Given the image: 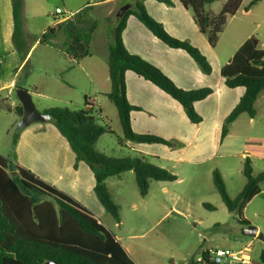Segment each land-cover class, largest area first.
Masks as SVG:
<instances>
[{
  "label": "trees",
  "instance_id": "16d2710c",
  "mask_svg": "<svg viewBox=\"0 0 264 264\" xmlns=\"http://www.w3.org/2000/svg\"><path fill=\"white\" fill-rule=\"evenodd\" d=\"M167 5H173L171 0H157ZM221 0H179L181 5L193 12V19L200 32L206 35L209 44L215 48L230 17L239 12L244 0H226L219 14L214 15L206 7ZM263 0H251L243 11L248 13L253 6ZM24 0H12L15 31L13 41L21 54L22 60L27 53L18 43V37L23 32L21 9ZM123 3L121 6L125 5ZM93 6L89 3L73 16L55 23L40 37V44L61 51L74 62H79L91 55V42L98 23L91 17ZM135 16L158 40L173 49H182L195 61L205 74L212 73V65L208 58L187 40H179L170 35L164 25L149 15L147 8L136 0L132 8L116 21L113 27L109 45L108 73L110 90L108 99L116 106L123 129V138L119 139L122 146L128 142L139 144H163L176 147L177 141L167 140L152 134H139L132 126L131 113L139 110L132 105L127 97L126 74L131 71L163 90L165 94L177 101L183 108L188 120L200 124L203 118L195 110V104L213 94L210 87L196 90H185L177 86L161 69L145 61L141 56L130 53L123 42V33L129 16ZM59 36L64 40L59 43ZM24 66V69L27 66ZM228 88L245 89L238 105L231 110L225 119L221 138L229 134L230 126L241 115L250 118L256 116V102L264 92V45L259 44L255 36L246 40L235 53L233 59L221 69ZM24 89L18 83L13 91ZM87 101V100H86ZM7 102L8 101H3ZM1 105L2 100L0 97ZM0 110H13L20 118L23 108L18 104L13 109L10 106ZM85 108L72 111L68 107H55L44 110L52 118L57 130L67 139L70 147L76 153L75 168L80 161L85 162L95 176L94 192L99 203L113 220L120 224V207L109 190L106 180L120 177L133 171L141 197L145 198L152 181L171 183L178 180L177 175L151 163L144 156H126L115 158L106 156L96 150L101 136L113 133L109 126L99 124L92 109ZM18 132H21L18 129ZM19 134L13 139L16 146ZM251 158L243 161V175L247 182L242 192L232 199L228 194L224 178L218 170L213 172V185L228 211L239 216V222L250 225L243 217L245 207L253 198L261 193L264 183V173H254ZM16 173L11 176L10 170ZM39 196L46 198L41 200ZM205 208L214 211L215 207L205 203ZM209 251L201 255L209 263ZM264 264V251L260 254ZM136 264L127 254L125 248L88 208L77 202L66 192L45 183L32 171L19 166L15 158L0 156V264ZM192 264H198L194 261Z\"/></svg>",
  "mask_w": 264,
  "mask_h": 264
},
{
  "label": "crops",
  "instance_id": "0c3cea01",
  "mask_svg": "<svg viewBox=\"0 0 264 264\" xmlns=\"http://www.w3.org/2000/svg\"><path fill=\"white\" fill-rule=\"evenodd\" d=\"M174 1L177 4L175 8H168L165 4L154 0H148L146 5H144L149 15L161 22L170 35L179 40H188L190 44L197 47L208 58L212 65L211 74L203 73L186 51L169 48L165 43L158 40L156 36L133 15L129 16L127 19L126 28L122 36L125 47L130 53L141 56L145 61L161 69L179 88L191 91L210 87L213 90V94L195 104V110L202 116L203 121L200 124H193L188 120L184 108L177 101L140 75L131 71L127 72L126 86L128 100L132 105L139 107V110H134L131 113L132 126L135 132L139 134L157 135L164 139L174 140L179 143L176 147H167L163 144H139L128 142L127 147H131L132 150L138 152L140 156H144L148 160L152 159L160 163L163 162L168 164L170 167H166L165 165L158 166L169 170L178 177V180L171 183L152 181L148 195L145 198L141 197L145 210H148L151 203L148 198L152 193V188H160L161 196L165 197L166 200L162 202L156 199L157 202L155 201L156 203H154V210L164 213L165 217L168 213L172 212L185 219V217H189L185 213L192 212L189 206L190 201L188 200V204L184 205V207H180L178 204L183 201L186 202L190 194L185 192V190L181 192H177V190L174 191V187L184 181L190 183L196 182V186L199 187L196 188V190H199L200 187L202 188L203 185L197 182L200 176L199 172L195 173L193 176L186 175L185 173L182 177L180 173L176 172L178 166L183 164L187 167L202 165L208 162L211 163L222 156L220 152L221 149H223L226 151L224 154L225 156H235L238 151L242 152L243 161L247 157L251 158L250 160L253 167L254 162L252 159L255 158V155L252 153H258L256 150L260 148L257 145L248 147L245 143L244 145L243 143H239L238 145L241 150H238L239 148L236 150V141L231 135L238 129L244 128L254 133L256 129L264 126V111H261V106L264 105V92L257 99L256 116L250 118L246 114L241 115L230 126L229 134L222 139L221 134L225 119L231 110L238 105L240 99L244 95L245 89L242 87L228 88L225 79L221 75V69L233 59L235 53L246 40L253 36L258 38V36H256V31L261 28L262 23L258 22L252 30L250 16L257 5L253 6L248 13L244 14L242 8L246 4L249 5L251 2V0H244L239 12L230 17L226 25V27H228L231 22L233 23L235 20L241 19V24H237V28L233 29L232 39H230L225 47H221L219 45L220 38L216 47L213 48L207 40L208 37L200 32L193 18L190 17V12L183 8L179 0ZM27 2L28 0H24L21 9L23 32L21 36L18 37V43L24 47V51L27 53L25 59L22 60L21 54L15 47L13 41L15 25L12 0H0V97L3 93H8L7 98L8 102L12 103L9 104L12 109L19 104L18 101H15L12 97V92L15 84L18 83L20 71L24 69L31 54L41 45L39 42L40 38H38L30 48V31L27 22L30 19V13L33 12L28 9ZM118 2L119 4L125 2L129 3V0H104L105 4L110 5ZM210 12L214 13L212 11ZM55 23L54 21L49 28ZM110 26V33L112 29L111 35L110 33L100 36H97L96 33L93 35L91 55L89 57L79 62H74L68 57L67 62L69 66L61 68L58 76V84H61L59 86L62 87L59 88L58 85H56L59 91L65 89L64 86H66V83L61 79V72L64 70H72V72H74L76 71V67H78V71L82 73L81 75L84 76L85 79L88 78L89 81L102 85L103 90L95 88L91 91L93 97L92 95L91 97L90 95H85L87 100L86 103L89 104L88 108L92 109V113L97 119L98 117L104 119V109L102 108L103 106L97 107L101 103V100L96 94L107 97L106 95L110 90L111 83L107 60L109 59V45L111 43L114 26ZM258 39L260 46L263 47L264 41L261 42V39ZM70 86L74 87L75 85L73 84ZM49 109L51 108H45L44 110L46 111ZM0 111V114L2 112L16 114L13 110ZM17 118L16 121L21 119L19 116ZM33 125L34 124L22 130L19 134L16 144L15 162L18 163L19 166L32 171L45 183L66 192V194L76 199L81 205L88 208L95 217L102 222L101 217L108 216V214L95 195V176L90 167L85 162L80 161L78 167L75 168V152L70 147L67 139L57 130L58 128L55 125L51 123L44 124L42 122H37V124ZM103 136H101L96 146L99 145ZM255 137L253 135H249V137L245 136L244 141L248 140L247 142H249L250 139L253 140ZM254 140H256V138ZM239 141L241 140L239 139ZM149 161L152 163L151 160ZM208 172L210 175H213L214 169L209 167ZM131 173L135 176L133 171H129L115 178H117L119 182H122L127 175H132ZM241 173L243 174V167ZM206 174H204V177H206ZM112 178L114 177L106 180L107 187L111 192L112 190L108 182ZM169 197L172 203L170 206H167V199ZM206 199L207 198L204 197L200 202V206L204 209H206L204 207L205 203L209 204V202H206ZM165 217H163V219ZM111 219L113 221V229L119 228L123 224V221L118 224L113 218ZM245 221L248 222L246 219ZM203 222L202 218L195 219V223L201 224ZM105 227L112 232L110 228L107 226ZM243 228L244 227H242L241 230ZM259 230L261 229H258V233H260ZM112 234L114 235V233ZM115 237L122 244L123 237H119L116 234ZM248 245L254 246L251 241L237 252L243 250ZM127 250L128 249L125 248V251L129 254ZM206 250L213 252L214 249L206 248ZM217 250L224 249L217 248L216 251ZM253 254L254 248L250 254L251 260L254 263Z\"/></svg>",
  "mask_w": 264,
  "mask_h": 264
},
{
  "label": "rangeland",
  "instance_id": "374dc122",
  "mask_svg": "<svg viewBox=\"0 0 264 264\" xmlns=\"http://www.w3.org/2000/svg\"><path fill=\"white\" fill-rule=\"evenodd\" d=\"M135 1L129 0V3L133 4ZM140 1L146 5L148 0ZM171 1L173 5H167L164 2L160 3L165 4L168 8H175L177 6L176 2L174 0ZM225 1L221 0L208 5L206 9L217 15L222 10ZM27 3L28 9L33 12L30 13V19L27 22L30 31V48L40 38L41 34L53 24L55 19H62L70 12L74 14L88 3L93 6L91 17L98 23L97 36L107 35V33H110V25L114 26L118 20L116 13L122 7L119 2L110 5L105 4L104 0H28ZM246 5L242 8V11ZM256 5L257 7L254 8L250 16V21L252 30L258 22L262 23L261 28L256 31V36L262 42L264 41V0ZM57 8L62 9L63 15L55 16ZM187 10L190 12V17L193 18L192 10ZM243 13L245 14L244 11ZM240 21L241 19L235 20L228 27L225 26V32L223 31L220 35L219 45L221 47H225L232 39L233 29L237 28V24H241ZM63 40V36H59L57 39L59 43ZM68 57L61 51L39 45L28 58L26 68L21 69L18 84L30 93L39 111L55 107H68L72 111H77L83 109L86 105L85 95H90V97L92 95L93 97L92 90L95 88L103 90L102 85L91 82L88 78L85 79L81 75L82 73L78 71V67H76L74 72L72 70L61 72V79L66 83V86H64L65 89L59 91L57 88L62 87L59 86L61 84H58L59 72L61 68L69 66ZM73 84L75 85L74 87L70 86ZM7 94L5 92L1 95L2 103L3 101H8ZM96 96L101 100L97 107L103 106L102 108L104 109V119L98 117V122L103 126H110L113 130V133L104 134L105 136H103L99 145L96 146V150L106 156L115 158L134 155L139 157V153L132 150L131 147L122 146L119 143V139L123 138V129L116 106L108 97L101 94H96ZM12 97L21 104L14 91L12 92ZM9 104L12 103L4 102L2 105L0 103L1 107L9 106ZM261 111H264V105L261 106ZM17 117V114H9L8 112L0 114V156L16 157V146L13 144V139L16 134H20L18 132L20 120L16 121ZM49 123L54 125L52 121ZM249 135L256 136V140L254 138L253 140L250 139L249 142H247L248 140L244 141L245 136L249 137ZM231 137L236 141V150L238 148V150H241L239 143H243V145L245 143L248 147L257 145L260 148L256 150L260 154L252 153L255 155V158L252 159L254 162L253 170L257 175L264 173V126L256 129L254 133L245 128L238 129L233 132ZM225 153L226 151L221 149L220 155L222 156L211 163L187 167L182 164L176 168V172L180 173L182 177L185 173L193 176L199 172L200 176L197 182L203 185L202 188L200 187L199 190H196V188H199L196 186V182L184 181L174 187V191L181 192L185 190V192L190 194L186 202L183 201L178 204V206L184 207V205L188 204V200L190 201L189 206L192 212L185 213L189 217L184 219L172 212L165 217L164 213L156 212L154 210L156 199L162 202L166 199L161 196L160 188L154 187L148 198L151 203L148 210H145L135 181L136 178L131 173L132 175H127L122 182H119L117 178H112L108 182L114 199L120 207L123 224L119 228L113 229V221L110 215L101 217V223L110 228L114 235L123 237L122 244L128 249V255L136 264H192L202 252L206 251V248L214 249V252L217 248L230 249L231 252H237L251 241L254 245L252 247V250L254 248V263L263 264L259 257L264 251V238L255 239L242 235L241 228L244 225L239 222V216L236 213L227 210L225 203L213 185V175L208 172L210 167L222 174L228 194L232 199H235L242 192L247 182L241 173L243 167L242 152L238 151L235 156H225ZM149 160L153 164L170 167L166 163ZM10 173L11 176H16L12 169ZM204 174H206V177H204ZM204 197L207 198L206 202L215 207L214 211H209L208 208L204 209L200 206V202ZM39 198L42 201L46 200L42 196H39ZM167 200V206H170L172 203L171 198L169 197ZM163 217L165 218L163 219ZM243 217L250 225L261 229L259 232L264 236V183L261 185V193L257 197L255 196L245 207ZM196 218H202L204 222L201 224L195 223Z\"/></svg>",
  "mask_w": 264,
  "mask_h": 264
},
{
  "label": "water",
  "instance_id": "95a60500",
  "mask_svg": "<svg viewBox=\"0 0 264 264\" xmlns=\"http://www.w3.org/2000/svg\"><path fill=\"white\" fill-rule=\"evenodd\" d=\"M132 3H126L123 5L120 10L116 13L117 18L120 20L126 12L132 8ZM16 95L19 101L21 102V107L23 108V116L20 119L18 124V129L20 131L30 127L32 124L37 122L49 123L52 118L49 114H46L44 111H39L36 108V104L27 90L17 89ZM242 235L255 238H264L261 233H258V228L254 225H247L241 230ZM53 264V263H48Z\"/></svg>",
  "mask_w": 264,
  "mask_h": 264
},
{
  "label": "built area",
  "instance_id": "2783aa9c",
  "mask_svg": "<svg viewBox=\"0 0 264 264\" xmlns=\"http://www.w3.org/2000/svg\"><path fill=\"white\" fill-rule=\"evenodd\" d=\"M63 15V11L61 8H57L55 10V16ZM74 14L68 13L67 16L62 17V19H55V22H61L64 18L69 16H73ZM252 252V245H248L243 250L239 252H231V250H217L209 253V263L215 264H254L251 260L250 254ZM196 262L198 264H207V260L200 255Z\"/></svg>",
  "mask_w": 264,
  "mask_h": 264
}]
</instances>
